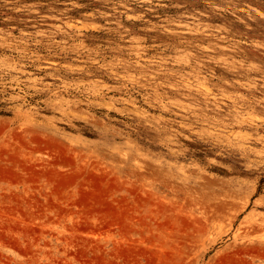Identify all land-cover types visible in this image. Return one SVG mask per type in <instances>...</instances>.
<instances>
[{"label": "rangeland", "instance_id": "obj_1", "mask_svg": "<svg viewBox=\"0 0 264 264\" xmlns=\"http://www.w3.org/2000/svg\"><path fill=\"white\" fill-rule=\"evenodd\" d=\"M0 264H264V0H0Z\"/></svg>", "mask_w": 264, "mask_h": 264}]
</instances>
